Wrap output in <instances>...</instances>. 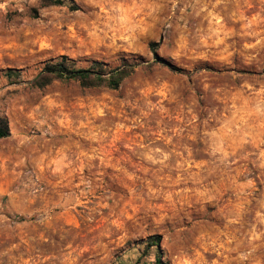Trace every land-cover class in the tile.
Returning a JSON list of instances; mask_svg holds the SVG:
<instances>
[{"label":"rangeland","instance_id":"374dc122","mask_svg":"<svg viewBox=\"0 0 264 264\" xmlns=\"http://www.w3.org/2000/svg\"><path fill=\"white\" fill-rule=\"evenodd\" d=\"M72 2L0 0V264H264V0Z\"/></svg>","mask_w":264,"mask_h":264},{"label":"trees","instance_id":"16d2710c","mask_svg":"<svg viewBox=\"0 0 264 264\" xmlns=\"http://www.w3.org/2000/svg\"><path fill=\"white\" fill-rule=\"evenodd\" d=\"M38 7L49 5H67L69 9H75L72 0H37ZM31 17L36 16V8L31 7L28 11ZM153 43H150L152 45ZM133 71V64H122L110 67L99 60H92L86 67H79L74 60L62 55L53 61L46 62L43 67L31 79L30 84L33 87L41 88L52 80H73L81 87L105 86L111 89L118 87L120 82ZM2 76L8 80L18 78L19 71L7 68ZM9 134L8 122L5 116L0 115V138ZM159 236L151 235L146 246H156ZM152 264H161L160 256L156 252Z\"/></svg>","mask_w":264,"mask_h":264}]
</instances>
